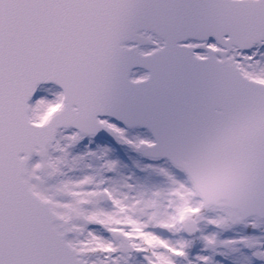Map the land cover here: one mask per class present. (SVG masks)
<instances>
[{
  "label": "snow or ice",
  "instance_id": "snow-or-ice-1",
  "mask_svg": "<svg viewBox=\"0 0 264 264\" xmlns=\"http://www.w3.org/2000/svg\"><path fill=\"white\" fill-rule=\"evenodd\" d=\"M0 264H264V0H0Z\"/></svg>",
  "mask_w": 264,
  "mask_h": 264
}]
</instances>
